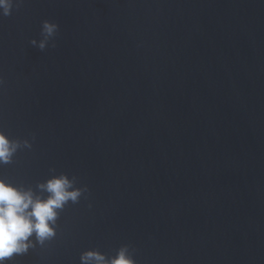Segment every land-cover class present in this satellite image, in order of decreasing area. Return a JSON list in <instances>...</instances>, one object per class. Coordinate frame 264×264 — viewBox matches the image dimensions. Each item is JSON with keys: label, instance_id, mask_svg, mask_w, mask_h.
<instances>
[{"label": "water", "instance_id": "1", "mask_svg": "<svg viewBox=\"0 0 264 264\" xmlns=\"http://www.w3.org/2000/svg\"><path fill=\"white\" fill-rule=\"evenodd\" d=\"M0 81V131L32 144L0 178L86 188L5 264H264V0H23Z\"/></svg>", "mask_w": 264, "mask_h": 264}, {"label": "clouds", "instance_id": "2", "mask_svg": "<svg viewBox=\"0 0 264 264\" xmlns=\"http://www.w3.org/2000/svg\"><path fill=\"white\" fill-rule=\"evenodd\" d=\"M21 3L23 0H0V17L10 15L14 5L18 7ZM57 28L53 21L42 22L44 39L39 41L40 49L45 48L47 38L54 35ZM31 43L36 45V39ZM22 147L31 148L32 144L28 139H13L0 131V165L11 163ZM75 185V178L66 173L50 175L38 182L35 189L0 178V264H5L13 255L27 253L37 244L43 246L56 236L59 213L69 202L77 203L86 191ZM79 259L80 264H137L126 245L112 256L89 248L80 253Z\"/></svg>", "mask_w": 264, "mask_h": 264}]
</instances>
